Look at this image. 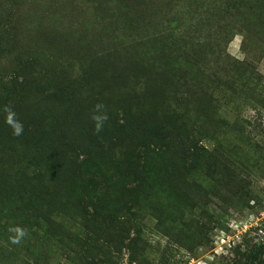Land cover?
Instances as JSON below:
<instances>
[{
  "label": "rangeland",
  "instance_id": "rangeland-1",
  "mask_svg": "<svg viewBox=\"0 0 264 264\" xmlns=\"http://www.w3.org/2000/svg\"><path fill=\"white\" fill-rule=\"evenodd\" d=\"M252 261L264 0H0V264Z\"/></svg>",
  "mask_w": 264,
  "mask_h": 264
},
{
  "label": "trees",
  "instance_id": "trees-1",
  "mask_svg": "<svg viewBox=\"0 0 264 264\" xmlns=\"http://www.w3.org/2000/svg\"><path fill=\"white\" fill-rule=\"evenodd\" d=\"M32 124L30 125L31 128H34V130L36 132H39V134H45L47 131L45 130L46 129V123L44 122V120H37V121H32ZM68 139V138H66ZM61 143H64V140H61ZM249 264H255L253 261L250 262Z\"/></svg>",
  "mask_w": 264,
  "mask_h": 264
},
{
  "label": "clouds",
  "instance_id": "clouds-1",
  "mask_svg": "<svg viewBox=\"0 0 264 264\" xmlns=\"http://www.w3.org/2000/svg\"><path fill=\"white\" fill-rule=\"evenodd\" d=\"M9 123H12L11 117H9ZM13 127H14L15 134L19 135L20 132L22 131V127L19 124H14ZM21 235H22V233H21Z\"/></svg>",
  "mask_w": 264,
  "mask_h": 264
}]
</instances>
